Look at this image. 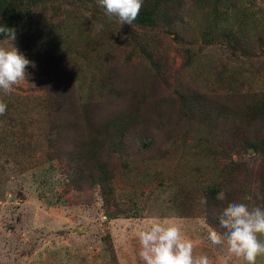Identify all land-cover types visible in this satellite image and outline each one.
Instances as JSON below:
<instances>
[{
	"label": "rangeland",
	"instance_id": "374dc122",
	"mask_svg": "<svg viewBox=\"0 0 264 264\" xmlns=\"http://www.w3.org/2000/svg\"><path fill=\"white\" fill-rule=\"evenodd\" d=\"M187 1L182 10L183 20L177 28L183 36L165 28L149 32L154 59L162 67L158 66L157 74L152 72L148 86L153 95L163 96L201 84L206 91H212L213 97L222 98L226 91L212 80L208 82L205 72L211 70L215 76L216 70H222L224 64H229L230 68L242 64L249 75V66L254 70L263 67L264 45L253 38L249 52L241 49L236 53L221 38L215 36L214 42H209L196 26L202 13H196L193 3ZM245 8L247 13H255L258 21L264 19V0H245ZM34 13L32 24L23 23L19 38L14 42L5 40L0 46L15 45L22 53L24 46L29 48L25 43H33L39 31L45 49L76 54V46L86 41L78 39L81 29L96 34L104 26L98 5L88 0H51L37 7ZM114 22L119 29L114 35L118 34L119 38L137 29L132 27L128 32L125 24L121 25L117 19ZM127 37L121 46L113 43L111 57L115 58L120 52L122 59L126 57V50L131 48ZM135 52L127 75L133 82L144 70H152L145 54H140L139 48ZM190 53L194 54L192 62L197 59L201 62L188 67ZM260 72L264 74V68ZM43 78L44 75L38 73L28 74L11 94L0 92V101L16 103L0 119V144L4 132L11 131L17 139L22 132L32 136L22 142L25 147L21 144L18 159L3 154L6 151L0 149V264H142L137 234L152 221L161 219L180 223L192 239L197 254L208 255L213 264H223L222 246H214L207 239L209 227L224 231L217 224L218 218L214 220L215 226L210 225L207 212L201 210V206L192 203V209L185 213L177 203V197L183 198L180 188L197 192L199 183L210 180L211 174L217 172L215 165L222 167L217 153L222 142L207 135L206 128L198 136L195 129L186 134L185 126L164 150L161 146L146 152L139 147V135L130 137L129 150L135 155L126 151L124 155L113 154L110 158L114 174L112 193H104L98 185L85 184L83 189H75L62 170L63 162L49 161L54 149L47 140L50 131L47 132ZM208 138L214 142L207 151L204 143ZM228 141L231 146L232 140ZM15 151L18 152L16 148L12 152ZM30 152L35 154L32 158ZM233 156L235 159L243 156L254 169L261 165L244 150L240 156ZM236 183L238 186L251 183L253 192H258L259 181L252 176L246 182ZM220 194L226 196L224 191ZM108 234L114 252L108 249L105 239ZM258 264H264V258H258Z\"/></svg>",
	"mask_w": 264,
	"mask_h": 264
},
{
	"label": "trees",
	"instance_id": "16d2710c",
	"mask_svg": "<svg viewBox=\"0 0 264 264\" xmlns=\"http://www.w3.org/2000/svg\"><path fill=\"white\" fill-rule=\"evenodd\" d=\"M50 1L0 0V25L14 28L16 38H19L23 23L29 21L32 24L35 9ZM88 1L98 5L97 0ZM190 1L196 13H202V17L196 20V26L199 34L207 37L209 42H214L216 37L221 38L236 53L241 49L249 52L253 38L264 45V19L258 21L255 13H247L245 0ZM187 3V0H143L137 20L133 25L125 24L127 31L132 27L137 29L128 31L129 35H126L130 38L131 48L126 50L124 59L122 52L115 58L110 56L113 55V43L121 46L123 39L117 37L118 34L114 35L119 31L115 18L109 20L99 5L100 21L104 26L96 34L81 29L78 39L86 41L76 46V54L45 49L39 31L35 33L33 43H25L29 48L24 46L22 54L35 64V67L28 66V74L44 75L47 132L50 131L47 140L54 149L49 161L59 159L63 162L62 170L75 189L81 190L85 184L98 185L104 193H112L114 174L110 158L113 154L124 155L126 151L135 155L129 150L130 137L139 135V147L146 152L161 146L164 150L185 126L186 134L195 129L198 136L206 128L207 135L220 140L222 144L217 153L222 167L215 165L217 172L211 174L210 180L198 182L201 185L196 187L197 192L180 188L183 198L177 197V203L185 213L192 209V203L196 207L201 206L200 209L207 212L208 223L215 226L217 214L229 203L243 202L249 207L264 209V74L260 72L264 65L255 67V70L249 66V75H246L247 68L242 64H236L233 69L224 64L222 70H216L215 76L207 70L206 80H212L226 91L222 98L216 99L212 91H206L205 85L201 84L179 89L175 94L153 95L148 85L162 64L154 59L149 32L165 28L177 33L178 23L183 20L182 10ZM178 33L179 36L184 35L183 32ZM5 40L0 35V44ZM138 48L140 54H145L151 62L152 70H144L133 82L127 75L129 62ZM193 59L194 54L190 53L188 67L200 61L192 62ZM5 103L7 111L16 104L11 101ZM27 136L32 138L26 132L21 133L20 139L15 138L11 131L4 132L0 144V149L6 151H2L3 154L18 159L20 146L25 147L22 142ZM228 139L232 140L231 146ZM213 142L206 139L207 151ZM14 148L18 152H12ZM242 150L259 160L261 165L255 168L257 171L243 156L235 159L233 154L240 156ZM30 153L32 158L35 154ZM251 176L259 181L257 193L253 192L251 183L242 186L236 183L246 182ZM223 191L224 199H217ZM202 200L207 203L202 204ZM217 224L220 225L219 222ZM105 239L108 249L114 252L110 234Z\"/></svg>",
	"mask_w": 264,
	"mask_h": 264
},
{
	"label": "clouds",
	"instance_id": "9594fccd",
	"mask_svg": "<svg viewBox=\"0 0 264 264\" xmlns=\"http://www.w3.org/2000/svg\"><path fill=\"white\" fill-rule=\"evenodd\" d=\"M97 3L109 20L115 18L121 25H133L143 7V0H97ZM0 35L12 42L16 40V30L5 25H0ZM127 38L121 35V39ZM30 64L35 67L15 45L0 46V92L9 95L21 85L28 77ZM6 111L7 104L0 101V116ZM217 199H224L223 194ZM217 218L224 231L209 227L207 239L214 246H222L223 264H258V258H264V209L233 202ZM137 239L142 264H213L208 255L195 252L192 239L178 222L154 220L138 232Z\"/></svg>",
	"mask_w": 264,
	"mask_h": 264
}]
</instances>
